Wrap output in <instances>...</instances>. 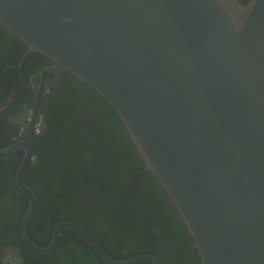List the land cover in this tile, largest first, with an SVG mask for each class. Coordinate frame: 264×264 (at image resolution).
<instances>
[{
  "label": "water",
  "instance_id": "1",
  "mask_svg": "<svg viewBox=\"0 0 264 264\" xmlns=\"http://www.w3.org/2000/svg\"><path fill=\"white\" fill-rule=\"evenodd\" d=\"M0 27L25 59L48 60L116 112L135 151L166 195L199 264H264V0H0ZM26 146L27 143L21 144ZM16 147L1 150L7 153ZM106 264L118 260L73 224Z\"/></svg>",
  "mask_w": 264,
  "mask_h": 264
},
{
  "label": "flooded vegetation",
  "instance_id": "2",
  "mask_svg": "<svg viewBox=\"0 0 264 264\" xmlns=\"http://www.w3.org/2000/svg\"><path fill=\"white\" fill-rule=\"evenodd\" d=\"M241 1L247 3L250 0ZM3 36L10 38L0 28V151L16 148L0 153V264H106L70 228L61 229L56 247L48 254H42L26 243L22 229L30 200L19 187L17 176L29 150L31 156L24 182L36 200L27 226V236L33 244L41 248L49 247L56 227L67 223L85 231L112 258L123 260L145 254L158 257L149 251L132 256L115 254L111 248L98 241L96 231L87 228L84 222L93 217L101 220L107 215V212L93 208L88 193L78 182L73 183L69 176L71 162L80 160L84 165L85 179L91 182L86 164L76 151L83 145H92L96 139V132L92 130L101 118L102 109L97 101L101 97L87 85L63 72L59 73L57 79L46 77L39 94L42 71L45 67L53 68L52 64L36 54L24 59L23 46L17 41L8 43ZM74 82L86 86V89L75 87ZM87 90L97 97H92ZM113 127L115 125H100L106 138L101 146L88 155V159L107 161L120 154ZM61 129L66 135H61ZM125 135L129 139L126 132ZM75 136L83 139L88 136L90 141L73 145L70 138ZM129 142L126 145L136 153L130 139ZM23 143L27 145L24 147L21 145ZM142 173L145 175V172L137 170L134 177ZM128 191L124 197L135 193L133 189ZM61 199L63 202L59 204ZM67 202L71 206H67ZM115 246L120 248L123 244L116 241ZM158 259L161 263V259Z\"/></svg>",
  "mask_w": 264,
  "mask_h": 264
},
{
  "label": "trees",
  "instance_id": "3",
  "mask_svg": "<svg viewBox=\"0 0 264 264\" xmlns=\"http://www.w3.org/2000/svg\"><path fill=\"white\" fill-rule=\"evenodd\" d=\"M3 37L8 43L16 41L12 37ZM74 84L77 88L86 87L76 82ZM87 91L92 97L95 96L91 90ZM97 101L102 110L97 127L92 130L96 132V139L92 145H83L76 151L86 164L91 182L86 181L87 178L83 174L84 165L82 166L80 160L71 162L72 170L69 172L73 183L78 182L88 193L93 208L107 212L106 217L101 220L96 217L85 220L87 228L96 231L98 241L120 256L138 255L149 251L158 255L162 264H199L200 259L193 248L192 238L187 234L178 216H175V211L157 182L146 172L145 175L142 173L134 177L137 170L144 172V166L132 147L126 145L130 142L115 110L104 99L98 97ZM101 124L115 125L112 131L115 143L120 148V154L107 161L88 159V155L101 146L106 138L100 130ZM62 134H65L64 131ZM86 137L87 139H83L75 136L70 138V142L73 145L83 144L90 141V137ZM128 189H133L135 193L124 197ZM62 202L63 199L58 201L59 204ZM69 205L67 202V206ZM116 241L123 246H115Z\"/></svg>",
  "mask_w": 264,
  "mask_h": 264
}]
</instances>
